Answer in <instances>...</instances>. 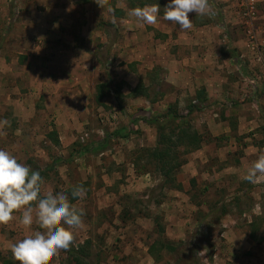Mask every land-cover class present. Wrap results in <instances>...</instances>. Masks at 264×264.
<instances>
[{"label": "rangeland", "instance_id": "rangeland-1", "mask_svg": "<svg viewBox=\"0 0 264 264\" xmlns=\"http://www.w3.org/2000/svg\"><path fill=\"white\" fill-rule=\"evenodd\" d=\"M156 3L161 18L148 25L129 15L137 0H0V119L9 121L0 149L30 168L54 169L42 176L43 191H64L84 209L73 245L87 242L91 264H264V177L244 178L264 153V16L251 21V40L236 0H209V12L190 14L187 30L162 18L168 0ZM234 45L251 79L220 54ZM106 82L121 86L124 110L111 94L97 102ZM140 86L149 99L135 93ZM171 106L203 138L200 149L180 155L182 190L162 188L148 159L155 127L139 123L125 138L137 125L131 114ZM118 129L121 136L104 139ZM96 142L106 147L72 157ZM77 185L87 195L71 201ZM218 203L230 213L220 218ZM29 234L19 219L0 224V255L18 264L11 246ZM156 242L179 254L153 256ZM65 259L60 250L47 264Z\"/></svg>", "mask_w": 264, "mask_h": 264}, {"label": "clouds", "instance_id": "clouds-1", "mask_svg": "<svg viewBox=\"0 0 264 264\" xmlns=\"http://www.w3.org/2000/svg\"><path fill=\"white\" fill-rule=\"evenodd\" d=\"M97 2V0H96ZM163 19L179 26L180 30L192 27L190 14H207L209 0H168ZM129 15L142 24H156L160 19L158 3L129 10ZM9 125L0 119V129ZM264 177V153L252 163L246 176L249 183ZM44 178L7 150L0 149V224L19 219L29 235L11 246L18 264H47L60 250H68L74 243V231L83 227V208L70 202L64 191H43ZM87 190L74 186L72 198L84 199ZM19 213V217L15 215ZM38 230H33V224Z\"/></svg>", "mask_w": 264, "mask_h": 264}, {"label": "trees", "instance_id": "trees-1", "mask_svg": "<svg viewBox=\"0 0 264 264\" xmlns=\"http://www.w3.org/2000/svg\"><path fill=\"white\" fill-rule=\"evenodd\" d=\"M85 3L88 2V0H83ZM140 4V8L145 7L147 5H150L154 2V0H137ZM133 4V3H132ZM135 4V3H134ZM221 16V15H220ZM230 58L233 60L236 66H238L241 73L247 78L251 79L250 73L247 71L246 67L244 66L243 61L240 59L239 54L236 51L230 52ZM159 87L161 86V83L159 82ZM135 93L144 95L147 99L150 98V92L149 87L142 88L141 86L138 87L135 90ZM111 94L114 99L117 101L119 108L124 110L122 103H123V95H122V89L121 86H112L110 82L102 83L98 85L97 87V95L96 99L97 102L102 104L103 98ZM264 95V93H263ZM199 102L203 101L207 98V92L203 89L200 93H198L197 96ZM153 101H156V99H153ZM197 102H194V105L189 106L188 113H192L195 110H197L199 107H197ZM125 113V111H124ZM130 123H136L135 129H131L128 131V133L125 135V138H128L130 134L132 133H139L138 124L143 123L148 126L155 127L157 129V140L155 147L153 149L148 150V159L151 164L155 167V172L158 174V176L162 179V188H166L168 186H171L173 184L175 185V188L177 190H182V185L180 183H177L176 179V172L183 166L184 159L182 158L181 153L188 154L191 151L198 150L202 147L203 144V138L198 133L196 129L193 128L191 123L181 116L177 112V108L171 106L168 111L161 115H145V114H138V116L131 114L130 115ZM120 130L118 129L114 133H106L104 136V139H108L109 136L112 135L121 136ZM55 135H57L56 131H52L50 133L51 139H55V143L59 144L58 138H55ZM92 145V144H91ZM91 145H83L80 144V148L77 150H74L71 154L72 157L83 155L87 152H90L91 150H102L106 147L101 142H96L92 146ZM95 145V146H94ZM181 148L183 151H181ZM60 162L59 159H55L53 163ZM28 164H32L29 162ZM35 166L36 168H31L35 171H39L41 176L46 175L48 171H53V168L48 167L46 170H41L39 166L31 165V167ZM71 192V191H70ZM71 201H74V198L71 199ZM220 208V218L223 216H226L230 213L229 209L221 203H218ZM239 207V204L236 205V208ZM217 211V210H216ZM247 210L241 211V213H246ZM254 226V223L251 224ZM160 232H163V229H160ZM87 245V242H86ZM86 245L83 246H75L72 245L68 250H66V259L62 261L61 264H91L89 261L90 253L87 251ZM183 245V244H182ZM186 245V244H184ZM189 246H193L192 242L189 244ZM178 247L173 245H165L162 242H156L154 243L150 248V253L155 256V254L161 253L163 250H167L170 253H178ZM194 253V251H193ZM192 253V254H193ZM192 254H190L189 257H192ZM189 259L192 261V259ZM188 258L183 259V261H187ZM0 261L2 264H15L10 259L3 258L0 255ZM181 260L178 261V264H181ZM189 261V262H190Z\"/></svg>", "mask_w": 264, "mask_h": 264}, {"label": "built area", "instance_id": "built-area-1", "mask_svg": "<svg viewBox=\"0 0 264 264\" xmlns=\"http://www.w3.org/2000/svg\"><path fill=\"white\" fill-rule=\"evenodd\" d=\"M263 0H236L237 3H240V8L242 10L244 19L246 20V25L250 28V23L258 14L260 5L262 4ZM248 36L251 40H254V35L252 34L251 28L248 31ZM255 47V42H252Z\"/></svg>", "mask_w": 264, "mask_h": 264}, {"label": "crops", "instance_id": "crops-1", "mask_svg": "<svg viewBox=\"0 0 264 264\" xmlns=\"http://www.w3.org/2000/svg\"><path fill=\"white\" fill-rule=\"evenodd\" d=\"M262 7L260 8V10H259V12H258V18H262L263 16H264V4H262L261 5ZM262 10V11H261ZM261 11V12H260ZM261 22V21H260ZM260 24H263L264 25V21L262 22V23H260ZM235 41L236 40H234L233 42H234V44H237V43H235ZM243 42L242 41H240V44H242ZM235 48H238V49H235ZM242 49V48H241ZM238 50V51H237ZM231 51H236L238 54H239V57H240V59L242 58V57H244L242 54L240 55V48L239 47H237V46H233V47H229V48H227V49H225V48H223V49H221V53L220 54H224V52H226V53H228V54H230V52ZM241 60H243V58L241 59ZM239 69V68H238ZM240 71V70H239Z\"/></svg>", "mask_w": 264, "mask_h": 264}]
</instances>
